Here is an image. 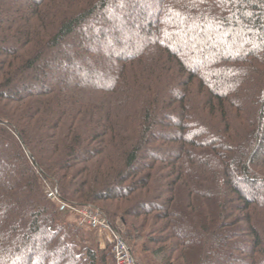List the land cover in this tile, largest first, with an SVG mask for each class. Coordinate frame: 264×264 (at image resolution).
I'll return each mask as SVG.
<instances>
[{
    "label": "trees",
    "instance_id": "1",
    "mask_svg": "<svg viewBox=\"0 0 264 264\" xmlns=\"http://www.w3.org/2000/svg\"><path fill=\"white\" fill-rule=\"evenodd\" d=\"M45 185L139 264H264V0H0V264H115Z\"/></svg>",
    "mask_w": 264,
    "mask_h": 264
},
{
    "label": "built area",
    "instance_id": "2",
    "mask_svg": "<svg viewBox=\"0 0 264 264\" xmlns=\"http://www.w3.org/2000/svg\"><path fill=\"white\" fill-rule=\"evenodd\" d=\"M46 195L48 198L58 200L56 190H46ZM76 212L80 214V222L78 224L82 228L86 227L97 233L104 234L103 240L105 244L111 245V252L115 264H137L127 243L117 231L112 229L108 220L98 209L92 206H86L83 209H76Z\"/></svg>",
    "mask_w": 264,
    "mask_h": 264
},
{
    "label": "rangeland",
    "instance_id": "3",
    "mask_svg": "<svg viewBox=\"0 0 264 264\" xmlns=\"http://www.w3.org/2000/svg\"><path fill=\"white\" fill-rule=\"evenodd\" d=\"M43 189H44L45 195H46V190H55L54 187H52V185H45L43 187ZM46 197H47V195H46ZM48 199L50 201L54 202L57 205H61L65 209V213H66L67 219L70 220V221H73L75 223V225L78 228H80V230H81V232L83 234V237H81V238L76 240L78 245H79V248H82V247H85V246H91L94 243H97L100 246V248H104L105 247L106 244H105V242L103 240V238H104L103 235L104 234L97 233L96 231L90 230V229H88L86 227L82 228V226H80L78 224V222H80V217H79L80 214H78L76 212V209H81V208L83 209L84 207H86L88 205H73V204H70V203L63 202L59 198H58V200L51 199V198H48ZM96 209H98V208H96ZM99 212L103 215V213L100 210H99ZM240 233H243V234L240 235V238L243 240V236L245 238L246 234H245V232H242V231H240ZM132 252H134L133 255L135 257V260H136L137 264H139L136 252L134 250Z\"/></svg>",
    "mask_w": 264,
    "mask_h": 264
}]
</instances>
